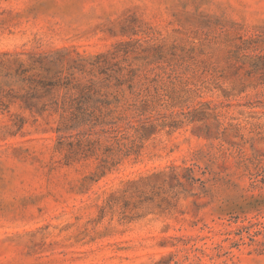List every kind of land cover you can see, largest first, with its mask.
Listing matches in <instances>:
<instances>
[{
    "label": "rangeland",
    "instance_id": "obj_1",
    "mask_svg": "<svg viewBox=\"0 0 264 264\" xmlns=\"http://www.w3.org/2000/svg\"><path fill=\"white\" fill-rule=\"evenodd\" d=\"M0 264H264V0H0Z\"/></svg>",
    "mask_w": 264,
    "mask_h": 264
}]
</instances>
